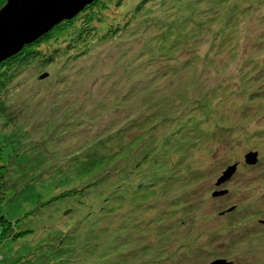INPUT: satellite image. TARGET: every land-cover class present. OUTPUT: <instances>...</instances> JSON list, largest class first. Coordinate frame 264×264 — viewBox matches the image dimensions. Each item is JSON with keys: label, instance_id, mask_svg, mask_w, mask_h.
I'll use <instances>...</instances> for the list:
<instances>
[{"label": "rangeland", "instance_id": "obj_1", "mask_svg": "<svg viewBox=\"0 0 264 264\" xmlns=\"http://www.w3.org/2000/svg\"><path fill=\"white\" fill-rule=\"evenodd\" d=\"M222 2L95 0L0 69V264H264V0ZM55 172L107 200L61 238Z\"/></svg>", "mask_w": 264, "mask_h": 264}, {"label": "water", "instance_id": "obj_2", "mask_svg": "<svg viewBox=\"0 0 264 264\" xmlns=\"http://www.w3.org/2000/svg\"><path fill=\"white\" fill-rule=\"evenodd\" d=\"M95 0H7L0 9V63L19 52L25 44L34 41L53 26L70 20ZM245 163L253 165L257 153L244 157ZM235 171L228 167L220 184Z\"/></svg>", "mask_w": 264, "mask_h": 264}, {"label": "trees", "instance_id": "obj_3", "mask_svg": "<svg viewBox=\"0 0 264 264\" xmlns=\"http://www.w3.org/2000/svg\"><path fill=\"white\" fill-rule=\"evenodd\" d=\"M223 4H226V0H224V2H222ZM92 4V3H91ZM222 4V5H223ZM221 7L222 6H219V9L216 11V15H217V13H218V15L217 16H221L222 17V21H228V24L229 23H232L233 22V20H234V18L237 16V15H239V11L240 10H242V6L240 5V3L238 2V3H236V4H234V5H232V6H226V7H224L223 9H222V12H221ZM220 10V11H219ZM242 12H244V11H242ZM206 14V13H205ZM207 14H209V22H207L206 24H205V27L207 28V29H211V30H213L214 28L216 29V34H218V30H219V27H220V25L218 26H216L215 24H212L211 22L212 21H214V18H215V16L213 17V16H211L212 14H214V13H211V11H208L207 12ZM242 15H240V17H241ZM64 21H66V20H64ZM64 21H62V22H64ZM61 22V23H62ZM60 23V24H61ZM203 24V22H200V23H197L198 24V26L200 25V24ZM221 25H222V23H221ZM213 28V29H212ZM201 29H202V27H200V28H198V29H194L193 31H191V32H194L196 35H198L199 37H200V32H201ZM214 29V30H215ZM191 32H188L187 33V36L188 35H190V33ZM215 33V32H214ZM48 34L49 33H47L46 34V36H48ZM199 37H197L198 38V40H199ZM187 39H189L188 37H187ZM211 39V38H210ZM190 40V39H189ZM211 42V41H210ZM210 45H212L211 43H210ZM18 54H16V55H14L13 57H10L8 60H6V61H4V62H2V63H7V64H5L4 66H1L0 67V69L1 68H3V70H5V72L7 73V71L10 69V67H12L13 65L15 66L16 65V63H17V60L18 59H20L21 57H19L17 60H16V58L18 57L17 56ZM27 58H29V56H27ZM26 58V59H27ZM20 61V60H19ZM2 63H0V64H2ZM6 65H9V67L7 66V69H5V66ZM250 78H248L247 80H249ZM254 79H255V76H254ZM246 80V81H247ZM131 126H132V124H131ZM94 144V143H93ZM96 145V144H95ZM98 145H100L99 147H97L96 148V150L97 151H100L101 149V146H103V144L102 143H99ZM96 147V146H95ZM26 158V157H25ZM27 161H29V159H27ZM57 175V172H55L54 174L53 173H50L48 176H46V177H44V178H41V180H39V177H38V182H37V184H38V188L40 189V190H45L47 193H49V192H52L53 190H55V188H60V191H59V193H58V197H57V199L58 198H62L61 199V201L62 202H64V203H66L64 206H63V208H59L58 210L56 209V210H54V211H56V213H53L54 211H52L51 213H50V220H48V223L46 222V229H47V231H48V234H49V236H52L54 233H57V234H59L60 235V238H61V233H59V231L58 230H54L53 229V227H54V225L57 223V222H61V223H59L58 224V228L57 229H59V228H61V227H63V223L64 222H68L70 219H71V221H72V218H73V216H72V212H73V208L71 207L72 206V204H73V202H75V201H77V202H82V201H80L79 199H77V198H75L74 196H72L71 194H74V193H72V188H70V189H65V187H67V186H63L62 184L63 183H61V181L60 182H58V181H56V176ZM51 178H53V180L51 181ZM46 182H50V184H48V183H46ZM61 184V186H59ZM37 193H38V191H37ZM106 195V194H105ZM38 196H39V193H38ZM108 197H111V199L113 198L112 196H108ZM61 201H59L60 203H62ZM106 201L107 200H101V198H99V200H94L93 198L92 199H90V200H88V205L86 204V203H84V202H82V206H84V207H86V212L88 211V215H95V216H97V215H100L101 213L103 214V211L105 210V208H104V205H105V203H106ZM59 202H58V204H59ZM86 204V205H85ZM106 212V211H105ZM31 212H29V214H30ZM104 215V214H103ZM64 218V219H63ZM17 221H19V219L17 220ZM51 226V227H50ZM53 226V227H52ZM22 227H26V224L24 223L20 228H22ZM19 228V229H20ZM25 230V229H24ZM24 230H22V232L24 231ZM13 233H14V235H18V230H16L15 232L13 231ZM13 235V236H14ZM1 247V246H0Z\"/></svg>", "mask_w": 264, "mask_h": 264}, {"label": "bare ground", "instance_id": "obj_4", "mask_svg": "<svg viewBox=\"0 0 264 264\" xmlns=\"http://www.w3.org/2000/svg\"><path fill=\"white\" fill-rule=\"evenodd\" d=\"M67 21V20H66ZM63 23V22H62ZM57 26V25H56Z\"/></svg>", "mask_w": 264, "mask_h": 264}]
</instances>
